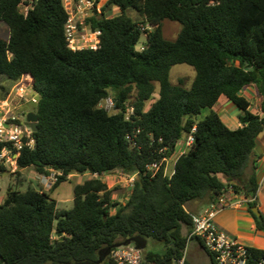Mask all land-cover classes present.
Listing matches in <instances>:
<instances>
[{
  "label": "trees",
  "instance_id": "1",
  "mask_svg": "<svg viewBox=\"0 0 264 264\" xmlns=\"http://www.w3.org/2000/svg\"><path fill=\"white\" fill-rule=\"evenodd\" d=\"M109 7L120 15L107 17ZM68 19L64 0H0V20L10 30L9 38L0 37V81L29 77L39 98L31 111L38 115L35 143L17 159L18 173L62 174L49 192L7 189L0 203V264H92L101 250L138 236L163 245L161 253L143 252L147 263L173 264L183 258L194 228L186 204L211 205L230 188L254 199L249 211L264 233V217L252 212L256 168L245 175L264 131V0H108L87 20L101 33L95 50L69 48ZM166 20L182 25L174 41L164 36ZM143 28L144 49L137 50ZM182 64L195 70L190 88L171 83L172 68ZM156 83L159 97L146 109ZM248 88L260 99L258 111L242 95ZM0 91L4 100L9 90L0 84ZM109 97L115 113L99 108ZM222 98L241 111L242 127L223 122L216 110ZM127 105L134 107L129 120ZM194 127V143L171 178L163 169L155 177L144 174L151 163L173 156ZM137 131L133 146L127 136ZM3 149L0 144V155ZM118 170L138 173L124 204L113 201V190L99 178L75 185L71 209H59L51 197L70 175ZM251 252L264 257L263 250ZM107 264H114L110 257Z\"/></svg>",
  "mask_w": 264,
  "mask_h": 264
},
{
  "label": "built area",
  "instance_id": "2",
  "mask_svg": "<svg viewBox=\"0 0 264 264\" xmlns=\"http://www.w3.org/2000/svg\"><path fill=\"white\" fill-rule=\"evenodd\" d=\"M27 1L32 2L33 0ZM70 1L72 6L70 8L66 7L69 19L65 26L69 48L72 51L98 49L101 33L100 31L92 30L87 20L95 15V11L101 13V9H98L99 3L97 4L95 0ZM28 8L29 5L24 7L26 13ZM144 31L145 28H143ZM143 49L144 45L142 44L141 50ZM21 80L16 82L14 89L4 100H0V144H4V149L0 155V172L9 171L16 173L18 171L17 159L22 151L25 148H33L35 143L33 138L34 132L26 120L25 113L19 111L17 104H37L39 98L34 90L28 94V86L24 85ZM99 108L109 113L116 112L115 103L111 97L101 101ZM133 114L134 107L127 105L126 119L129 120ZM195 131L196 127L193 128L192 133L183 141L186 151L194 143L193 134ZM138 133L139 131L134 135L127 136V139L132 142L133 146H136L135 138ZM172 161L173 156L153 162L146 167L144 174L155 177L163 169L164 176L171 178L174 175L175 169H170ZM106 174H113L117 178V183L128 188L130 194L138 176V173L128 174L123 170L105 173L101 176L98 174L92 176L105 182L102 176ZM61 175V172L52 169L49 170L48 174L40 175L38 181L44 189L43 191L51 190L58 183ZM231 191L234 193L232 189ZM253 200L246 199L245 201L231 202L225 193L222 194L216 203L209 205L202 213L192 215L194 228L189 235V241L191 239L199 240L204 249L213 255L216 264H264V257L256 258L251 252L253 248L240 243L235 237L228 234L215 223V217L218 212L229 207L242 205L243 203L248 204ZM109 257L114 264H151L145 261L143 251L137 250L134 245L113 249ZM186 259L187 253L185 252L183 258L174 261L173 264H184Z\"/></svg>",
  "mask_w": 264,
  "mask_h": 264
},
{
  "label": "rangeland",
  "instance_id": "3",
  "mask_svg": "<svg viewBox=\"0 0 264 264\" xmlns=\"http://www.w3.org/2000/svg\"><path fill=\"white\" fill-rule=\"evenodd\" d=\"M108 0H101V2L98 4V9H101L106 5ZM65 6L67 8H70L71 1L70 0H64ZM120 10L115 7H109L107 9L106 15L107 17H114L117 15H120ZM128 15L132 17L135 20H141V18L138 16V14L132 10H129ZM147 30H151L150 28H146ZM182 30V25L178 22L166 20L163 23V31H164V36L166 39L174 41L178 37L179 33ZM10 35V30L8 26L3 23L0 20V37L7 39L9 38ZM146 34L144 33L140 43L137 44L136 48L137 50H141V45L145 42L146 40ZM195 70L191 66H188L186 64L182 65H177L172 68L171 73H170V80L171 83L174 85H183L186 88H190L193 85V82L195 80ZM21 82H23L24 85L28 86V94L29 92L32 93V79L29 77H24ZM0 84L8 88L9 93L12 92V90L15 87V83L7 80L6 78H2L0 81ZM159 84L156 83V91L155 94L153 95V98L147 102L146 109L150 108L151 105L155 102L156 99L159 97ZM4 92L0 91V96H3ZM259 97L258 95H253L251 97V104H252V109L254 111H257L259 109L258 105V100ZM224 102H227L226 99H222L220 102V105L223 104ZM231 108H233V111L229 112V116L233 117L237 115V113H241L240 110L233 105L232 103H229ZM17 107L19 111H22L25 113L27 116L34 108L32 103H22L20 105L17 104ZM218 108V107H217ZM209 113L208 109H205L202 111V114L198 117L199 120H203L205 116ZM226 120V117H224ZM227 124L233 128V122H228L226 120ZM184 140V139H183ZM181 154V151L179 150V146H177L175 155L173 158V161L170 164V169L173 170L175 168V162L176 159L179 157ZM19 171V170H18ZM12 173L9 171H2L0 172V203L3 200V197L6 196L7 189L9 187H12L17 190L25 191L29 187H35L37 189L44 190L40 184H39V174H37L32 168L25 169L20 171V173ZM103 180L111 187L113 190V201L119 204H124L127 202L130 193L128 188L124 187L123 185L117 183V178L113 176V174H106L105 176H102ZM95 178L94 176L90 174H74L70 175L68 177V181L65 183H62L52 194L51 197L54 201L57 202V206L59 209H71L74 206V187L76 184L83 183L85 180ZM50 190H48L49 192ZM114 212V211H113ZM186 234V233H185ZM193 241V242H192ZM163 251V245L160 243H157L153 240H148L147 241V248L145 249L144 252H154V253H161ZM187 253V260L191 264H211L209 257L207 254L204 252V250L198 246L194 245V240H190L188 243V247L186 250ZM107 264V259L105 261ZM104 264V263H103Z\"/></svg>",
  "mask_w": 264,
  "mask_h": 264
},
{
  "label": "crops",
  "instance_id": "4",
  "mask_svg": "<svg viewBox=\"0 0 264 264\" xmlns=\"http://www.w3.org/2000/svg\"><path fill=\"white\" fill-rule=\"evenodd\" d=\"M242 95L244 97H246L251 102V100H250L251 97H253V95H257V93H256L255 89L248 88L242 92ZM222 99H225V98H222ZM221 100H220V102H221ZM226 101L227 102H224L221 105L219 102V104L217 105L218 108L216 107V110L219 113V115L221 116L223 122L230 129H238V128L242 127V124L239 121V116L241 113H237V115H235L233 117L229 116L228 114H229V112L233 111V108H231L232 106H230V104H229L231 102H229L228 100H226ZM257 101H258V105H259L260 99H258ZM252 111H254V110L252 109ZM224 117H226V120H228V122H233L232 123L234 126L233 128H231L227 124ZM183 139L185 140L186 136ZM184 140L180 141L177 145V146H179V150L181 151V154L179 155V157L186 152V150L184 149V144H183ZM174 155H173V158H174ZM178 158L176 159V161L178 160ZM175 164H176V162H175ZM253 167L256 168V178H257V182L259 185L257 197H256L257 208H258L260 214L264 217V131L262 133H260V135L258 136V138L256 140V146H255V149L253 152L252 162L245 172V175L247 177L251 175ZM108 187L111 189V187L109 185H108ZM225 194L227 195L228 199L231 202H238V201H245L246 200V198L244 196L232 193L231 189H228L225 192ZM208 206L209 205H207L205 202H190V203L186 204L185 208L192 215H196V214L202 213L204 210H206L208 208ZM215 223L221 229L226 231L228 234L235 237L240 243H242L248 247H251L253 249H258V250L264 251V233L257 229L255 220L249 211V207H248L247 203H243L242 205L229 207V208H226V209L218 212L216 217H215ZM183 232L185 234L186 229H184ZM194 245L203 249L202 245L200 244V242L198 240H194ZM204 252H205V250H204Z\"/></svg>",
  "mask_w": 264,
  "mask_h": 264
},
{
  "label": "water",
  "instance_id": "5",
  "mask_svg": "<svg viewBox=\"0 0 264 264\" xmlns=\"http://www.w3.org/2000/svg\"><path fill=\"white\" fill-rule=\"evenodd\" d=\"M26 120L27 122L30 124L31 129L33 130L34 133L37 132L38 127V115L35 112H30L27 116H26ZM252 212L256 215V216H260V212L258 210L257 207L252 209ZM130 245H134L136 247L137 250L140 251H145V249L147 248V240L143 239L142 237L138 236V237H132L127 239L124 242H120L118 244L113 245L110 248L107 249H103L99 252V259L96 263H92V264H103L106 259L110 256L111 252L113 249L116 248H120V247H126V246H130ZM84 264H91V263H84ZM171 264V263H170Z\"/></svg>",
  "mask_w": 264,
  "mask_h": 264
}]
</instances>
